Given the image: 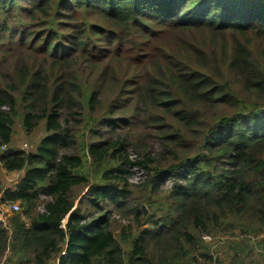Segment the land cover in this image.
Returning a JSON list of instances; mask_svg holds the SVG:
<instances>
[{
    "label": "trees",
    "instance_id": "16d2710c",
    "mask_svg": "<svg viewBox=\"0 0 264 264\" xmlns=\"http://www.w3.org/2000/svg\"><path fill=\"white\" fill-rule=\"evenodd\" d=\"M0 19V54L13 60L0 72V169L23 172L12 189L0 181V204L21 209L10 237L0 227L4 264H264V48L252 42L264 40V0H0ZM27 50L44 63L24 60ZM122 55L141 71L113 100L110 114L124 103L128 116L102 122L104 136L90 126L115 79L101 69L84 108L70 68ZM19 117L25 132L44 122L33 153L11 146ZM141 124L156 135L117 131ZM131 167L148 173L152 194L170 183L165 214L149 200L128 206L118 183ZM104 202L145 227L132 238L110 230ZM84 204L101 212L89 219Z\"/></svg>",
    "mask_w": 264,
    "mask_h": 264
},
{
    "label": "rangeland",
    "instance_id": "374dc122",
    "mask_svg": "<svg viewBox=\"0 0 264 264\" xmlns=\"http://www.w3.org/2000/svg\"><path fill=\"white\" fill-rule=\"evenodd\" d=\"M21 4L24 5V3H21ZM13 19H16V17H14ZM11 20H9V22H11ZM35 31H36L35 27L27 31L28 33H31L29 35L30 40L34 38ZM16 37L18 38L19 34L18 36L16 35ZM225 37L227 38V35H225ZM249 37L253 38V36H249ZM253 41L260 43V45L256 47V50L261 53V50L264 48V40H261V39L253 40L252 39V42ZM35 47L37 49L38 45H36ZM21 57L24 58V60L28 61L29 63H33L35 65L44 63V58H45L44 55H42L41 53H37L36 51H30V50L24 51ZM79 57L80 58L76 59L75 62H73L74 64L70 68V71H71L72 76L73 74H75L78 83L81 85L82 90L84 91V96H83L84 108H85V101H86L87 95L100 82L99 75L102 72L101 69L106 67V69L108 70L106 72L108 73L107 75H110L115 79L114 82L105 81L107 83V88L104 92V95L101 97L99 105L97 106V112L95 114V123L91 124L90 126L92 130L98 131L104 136H107L109 132L106 130L107 128H105L106 125L102 124V122L108 123L109 121L123 119L128 116L129 111L131 110V107H125L124 103H121L122 108L117 110L113 116L110 114V111L112 110V107H113V100L116 99L118 90L119 89L121 90L124 88L126 91H131L130 89H132V86L125 85V81L126 79H129L131 76L139 73L141 71L140 66L138 64L137 65L130 64V61L127 55H122L119 58L115 59V61H108V60L106 61L105 59L98 61L99 66L95 70L91 64L84 61L82 56H79ZM4 62H6V64H4ZM12 63H13V60L11 58L8 61L7 58L4 59V56L0 54V72L2 71L1 66H4V69H6V67L9 66V64L13 66ZM233 88L237 89L238 86L235 84ZM125 97H129V95ZM123 101H126V100H123ZM17 105L19 107L21 106L19 103ZM19 107H18V110H20ZM234 110L235 109L233 106L232 108L231 107H228V108L220 107L219 113L229 114L233 112ZM83 115H86V110L83 111ZM134 126L126 127V128L121 126L119 129H117V131L119 133H126L128 132L127 130L129 128H132L134 131L132 133L134 134L133 135L134 139H138V137H140V139L143 137H147L149 133L152 136L156 135L155 133L156 131L152 127L147 128L143 126L142 124L138 127H134ZM45 134L46 133L44 131V122H39L32 131L25 132L21 124L20 117L15 118L11 146L13 149H17V150L21 149V150H24L25 152L33 153L36 150V146L39 144L40 140L45 136ZM85 141L87 144H92V143L97 144L100 142L98 138L92 137L91 132L88 130H85ZM190 149H192V147H190ZM91 168L92 167L90 166V164H86L84 167V171L90 174L89 179L91 183H99L100 173H94V171H92ZM121 176L124 179H122V181L118 183L119 188L124 189L127 192H130V195L127 196L128 206H130L132 203L133 204L141 203L145 207H147L148 206L147 200H149L151 202V209L155 211V215L162 216L163 214L166 213L165 207L167 203L172 202L168 198V194H167L170 189V183L168 181L162 184L161 191L159 193L152 194L150 190H145L143 187L145 181L148 178V173L146 171H141L137 167H131V169H129L128 174L121 175ZM22 177H23V172L6 173L4 172V170L0 169V181L4 188H10V189L14 188ZM76 191H79V193L81 192L80 193L81 196L85 195L86 193L85 189L83 190V189L78 188ZM41 200H45V198L41 197ZM78 201L79 199L76 200L75 203H78ZM43 205L44 204L42 203L37 208L36 211L42 212ZM86 205L87 204H84L82 209L87 214V218L89 219L96 217L99 214V212H101L95 209H91ZM159 206L162 207L161 210L158 209ZM104 209L108 210L107 213H109L110 215V219H109L110 230L114 229V231L117 230L118 233H122L121 227H125L127 228L125 234L129 237L131 236L133 237L138 233V231L142 227H145V226L137 227L135 224H131L130 222L133 219L131 214L125 215L124 213L125 211L119 213L113 207L110 209L108 206H105V202L101 207V210H104ZM11 218L12 216L9 217L7 220V228L9 229V231L13 229L12 224H11ZM6 235L8 236V233H6ZM228 239H229L228 235L221 236L219 238L218 237H210V238L204 237V240L208 242L214 241V242L222 243V242L227 241ZM10 255H11V251L8 250L5 253V255H3L2 258H0V264H4V260H6V258Z\"/></svg>",
    "mask_w": 264,
    "mask_h": 264
},
{
    "label": "built area",
    "instance_id": "2783aa9c",
    "mask_svg": "<svg viewBox=\"0 0 264 264\" xmlns=\"http://www.w3.org/2000/svg\"><path fill=\"white\" fill-rule=\"evenodd\" d=\"M7 150L6 146H3L0 148V151ZM20 212V207L16 203L8 204V205H1L0 204V226L6 233H8V236H10L11 231L7 228V220L11 215L17 214Z\"/></svg>",
    "mask_w": 264,
    "mask_h": 264
}]
</instances>
